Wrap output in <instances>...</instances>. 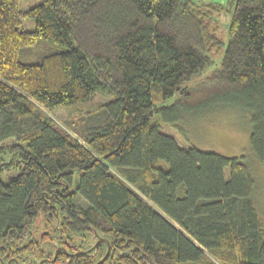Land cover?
Returning a JSON list of instances; mask_svg holds the SVG:
<instances>
[{
	"label": "trees",
	"instance_id": "trees-1",
	"mask_svg": "<svg viewBox=\"0 0 264 264\" xmlns=\"http://www.w3.org/2000/svg\"><path fill=\"white\" fill-rule=\"evenodd\" d=\"M221 12L226 42L212 27ZM97 90L111 100L81 140L43 111ZM231 106L248 112L264 163V0H0L4 263L95 264L109 244L98 264H215L204 249L264 264L247 164L159 128Z\"/></svg>",
	"mask_w": 264,
	"mask_h": 264
},
{
	"label": "rangeland",
	"instance_id": "rangeland-1",
	"mask_svg": "<svg viewBox=\"0 0 264 264\" xmlns=\"http://www.w3.org/2000/svg\"><path fill=\"white\" fill-rule=\"evenodd\" d=\"M41 0H20V7L26 9L39 3ZM205 2H219L225 4L227 0H203ZM228 13L221 12L216 16V29L213 31L226 42V28ZM21 27L32 29L33 21L25 18ZM48 44L41 43L38 47L28 49L20 56L33 57L47 51ZM216 54L215 57H218ZM214 57V58H215ZM111 100L110 95L104 90H97L85 102L77 106H59L43 111L51 116L63 131L81 140V134L92 126H96L104 120L105 112L102 106ZM161 131L173 136L182 147L194 146L201 150L214 151L226 156L240 157L248 166L254 179L252 201L258 215L264 219V163L259 162L250 147L249 133L251 120L248 112L239 107H227L200 115L182 114L180 118L166 123L159 121ZM4 142L3 144H10ZM7 157V147L0 153V157ZM114 170V169H112ZM228 175V168H225ZM77 177V174L74 175ZM37 228H40L36 222ZM207 257L215 264H222L219 256H213L204 249Z\"/></svg>",
	"mask_w": 264,
	"mask_h": 264
},
{
	"label": "water",
	"instance_id": "water-1",
	"mask_svg": "<svg viewBox=\"0 0 264 264\" xmlns=\"http://www.w3.org/2000/svg\"><path fill=\"white\" fill-rule=\"evenodd\" d=\"M102 240H104V239H103V238L98 239V240L96 241V244H97L99 241H102ZM58 249H59V248H57V249L55 250V252H54V257H53L52 259H47L48 262H51V261L54 260L55 256L57 255ZM109 251H110V246H109V244H108L104 256H103L98 262H96L95 264H98V263L102 262L103 260H105L106 257H107L108 254H109ZM41 263H42V260H40L37 264H41ZM1 264H2V262H1Z\"/></svg>",
	"mask_w": 264,
	"mask_h": 264
},
{
	"label": "flooded vegetation",
	"instance_id": "flooded-vegetation-1",
	"mask_svg": "<svg viewBox=\"0 0 264 264\" xmlns=\"http://www.w3.org/2000/svg\"><path fill=\"white\" fill-rule=\"evenodd\" d=\"M10 259L6 263H4L3 259L0 257V264H1V262H2V264H9L10 262L13 261L12 257ZM13 262H14V264H18L16 260ZM41 264H43V262Z\"/></svg>",
	"mask_w": 264,
	"mask_h": 264
}]
</instances>
